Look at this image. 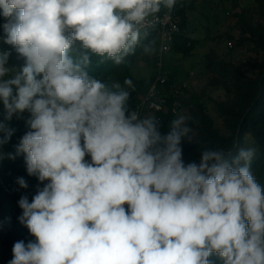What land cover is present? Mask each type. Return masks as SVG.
<instances>
[{
	"label": "clouds",
	"instance_id": "9594fccd",
	"mask_svg": "<svg viewBox=\"0 0 264 264\" xmlns=\"http://www.w3.org/2000/svg\"><path fill=\"white\" fill-rule=\"evenodd\" d=\"M162 2L171 9L175 0H0L4 42L25 61L15 71L11 53H0L5 120L30 113L15 154L0 159L24 154L43 184L31 202L18 200L35 240L15 242L8 264H211L213 254L222 264H264L255 150L228 159L207 149L185 164L187 117L162 134L154 118L129 112L128 91L89 76L87 54L69 55L79 42L120 64ZM13 131L0 123V145Z\"/></svg>",
	"mask_w": 264,
	"mask_h": 264
},
{
	"label": "trees",
	"instance_id": "16d2710c",
	"mask_svg": "<svg viewBox=\"0 0 264 264\" xmlns=\"http://www.w3.org/2000/svg\"><path fill=\"white\" fill-rule=\"evenodd\" d=\"M199 1L182 0L175 8L180 31L175 35L172 51L182 54L183 57L191 56L199 43L187 32L189 16L197 10ZM164 10V4L161 3L160 12ZM228 15L235 18L234 23L239 29V37L232 39L234 43H231L232 49L244 48L253 51L257 54V60L249 69H243L232 60L220 56L215 50L206 54L204 62L206 84L200 91L185 89L184 95L179 97L187 108L186 123L191 128L189 134L182 139L183 160L185 164L199 163L201 152L207 149L223 150L225 156L231 159L241 148H253L255 155L250 170L264 190V0H253L250 5L244 7L240 5L239 0H232ZM6 22L7 19L0 14V50H4L8 45L4 42L3 25ZM157 31V28H153L140 32L138 42L123 56L120 64H116L106 56H97L83 49L79 42L73 46L69 55L74 61L80 62L87 54L90 62L85 70L90 77L101 80L113 91H118L113 87L115 84L128 91L127 107L129 112H132L135 111L141 98L146 95L155 73L154 69L151 76L138 77L134 73L135 63L142 55L150 58L155 68ZM19 63L11 60L13 67L18 66ZM126 79L131 80V86L124 83ZM172 83H175L174 78L169 75L167 86ZM211 92L220 94L212 97ZM173 98V95L167 96V108L160 112L162 134L170 130L171 122L179 116L169 109ZM209 103L212 104L216 117L210 113ZM5 115V110L0 105V123L14 130L6 148L15 154L20 139L30 129L28 125L17 124L14 117L5 120ZM216 118L221 120L222 127L217 126ZM2 136L4 133L0 132V139ZM0 172L7 178L14 175L17 178L23 177L28 187L41 184L35 176L28 175L24 154L16 156L15 159L3 158L0 162ZM22 195H26L31 202L33 196L27 190L10 195L0 186V264H8L13 258L12 248L15 242L23 240L27 243L29 240H35V237L18 220L22 214L18 200ZM8 204H11L10 208ZM125 208L127 209V205ZM209 260L211 264H222V260L216 254L211 255Z\"/></svg>",
	"mask_w": 264,
	"mask_h": 264
},
{
	"label": "rangeland",
	"instance_id": "374dc122",
	"mask_svg": "<svg viewBox=\"0 0 264 264\" xmlns=\"http://www.w3.org/2000/svg\"><path fill=\"white\" fill-rule=\"evenodd\" d=\"M252 2L253 0H239L240 5L243 7L250 5ZM231 6L232 0H200L197 3V10L190 14L187 22V32L191 37L199 41L193 54L188 57H183L182 54L174 53L173 51L168 54L166 67L169 75L174 78L176 83H186V90L200 91L206 84L207 74L205 73L204 62L206 54L211 50L217 51L220 56L227 60H232L243 69H249L257 60L255 52L247 51L244 48L232 49L230 46L233 43L232 39L239 37V29L234 23L235 18L228 15ZM3 52L11 53L6 67L19 71L25 61L22 57H19L14 47L7 45L4 50H0V53ZM19 58L21 59L18 60ZM11 60H16L20 63L18 66L13 67ZM154 69L151 59L141 55L135 63L134 73L138 77L146 78L154 73ZM219 94V92H211L212 97H217ZM0 105L4 109L2 101H0ZM209 108L210 113L215 116L211 103H209ZM12 117L16 119L17 124L27 125L26 121L29 119L30 113L25 111L24 113L14 114ZM149 117L152 116H146V118ZM216 123L218 127H222L220 119L216 118ZM1 139H3V136ZM6 145L7 143L0 145V153H12V150L7 149ZM85 160L90 162L91 157L86 156ZM42 187H35L27 192L34 196L38 188ZM10 207L11 204H8V208Z\"/></svg>",
	"mask_w": 264,
	"mask_h": 264
},
{
	"label": "built area",
	"instance_id": "2783aa9c",
	"mask_svg": "<svg viewBox=\"0 0 264 264\" xmlns=\"http://www.w3.org/2000/svg\"><path fill=\"white\" fill-rule=\"evenodd\" d=\"M182 0H175V3L171 9L164 4V11L157 12L146 18V20L137 25L140 32H146L150 29L157 28L158 32V44L154 52V64L155 73L154 79L150 84V87L144 97L139 101L135 112L143 119L147 115H151L154 118L161 129V115L160 112L166 110L167 96L173 95V100L169 105V109L175 115H183L186 117L187 108L184 107L180 96L184 95L187 87L186 83H172L167 86L169 81V71L166 68V60L168 54L172 51V43L176 33L180 31V27L176 21L175 8ZM232 46V44H230ZM17 176L14 175L11 178L3 176L0 172V186L4 192L13 195L23 190H30L35 187H42L43 184H36L27 189L20 188L17 184Z\"/></svg>",
	"mask_w": 264,
	"mask_h": 264
}]
</instances>
